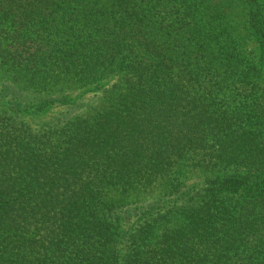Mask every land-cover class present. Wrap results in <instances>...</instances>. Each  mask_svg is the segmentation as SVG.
<instances>
[{"label": "trees", "instance_id": "1", "mask_svg": "<svg viewBox=\"0 0 264 264\" xmlns=\"http://www.w3.org/2000/svg\"><path fill=\"white\" fill-rule=\"evenodd\" d=\"M0 72V264H264V0H0Z\"/></svg>", "mask_w": 264, "mask_h": 264}, {"label": "rangeland", "instance_id": "2", "mask_svg": "<svg viewBox=\"0 0 264 264\" xmlns=\"http://www.w3.org/2000/svg\"><path fill=\"white\" fill-rule=\"evenodd\" d=\"M238 20H240V22H242V24H244V22H245L244 14H240V17L238 18ZM247 40H248V43L244 47L247 50V52H249L251 55H252V53L253 54L257 53L255 44L252 42V37L248 36ZM252 49H253V51H252ZM1 74L2 73L0 72V78L2 77ZM28 92H29V90H28ZM102 94H103L102 90L91 91V92L87 93L86 95L78 97L77 101H80V102H82V101L83 102L84 101L85 102H97L99 100V102H100V97ZM46 116L29 114L27 116V118H29V120L32 122V124L36 125V123L41 121ZM193 156H195V155H193ZM192 158H193L192 160H188L184 164H181V166L179 168L180 173L178 175H181V177L184 178V180L186 181V185L188 187H190L191 189H193V188L196 189L197 187L200 188L203 185V182L206 181L205 179L207 177L212 176V173H211V169H208L204 165L202 166V165L196 163V161H198V160L201 162L200 157L198 158V156H197V157H192ZM222 168L223 167H218V169H215V170H219L222 172L221 174H223L224 171L222 170ZM177 173L178 172L174 173V175H176ZM162 188H163V186L158 183V185H156L153 189H151L150 192L140 194V196L143 198L142 201L150 202L153 200V198L156 199L160 195V193L164 190Z\"/></svg>", "mask_w": 264, "mask_h": 264}]
</instances>
